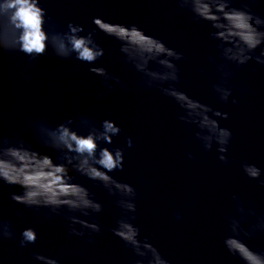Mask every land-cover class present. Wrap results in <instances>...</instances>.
I'll return each mask as SVG.
<instances>
[{
  "label": "water",
  "instance_id": "obj_1",
  "mask_svg": "<svg viewBox=\"0 0 264 264\" xmlns=\"http://www.w3.org/2000/svg\"><path fill=\"white\" fill-rule=\"evenodd\" d=\"M45 3L53 21L61 27L73 20L90 29L91 17L102 15L137 24L182 51L187 59L178 62L182 77L179 87L229 113V119L220 120V124L233 132L227 155L230 159L235 157V163L221 164L216 159L215 145L204 152L192 132L176 119V106L155 89L139 88L137 75L119 58L118 46L102 33H97V39L106 52L98 64L119 76L126 89L117 86L107 93L99 78L88 71V65L60 60L50 52L37 60H29L22 53H0V133H18L34 149L55 159V153L33 136L28 128L30 121L46 119L54 126L68 116L81 115L96 121L115 120L123 129L116 142L123 144L124 137L129 135L134 140L133 147L127 150L123 171L113 175L133 184L140 193L136 223L141 235H148L171 264H239L221 244L223 213L232 204L233 192L264 209V188L249 181L239 168L240 161L264 168V68H258L253 61L241 68L232 83L235 86L243 80L251 91L237 94L234 90L238 103L231 104L230 97L229 103L222 105L209 86L216 79L206 60L207 55L215 54L208 37L210 29L204 22L194 23L187 12L175 10L174 0H45ZM254 10L264 15V0ZM201 66L207 68V77L200 73ZM253 67H257L255 73L250 71ZM185 152L193 153L196 159L189 160ZM76 181L88 186L105 203V211L99 217L105 231L96 237V245L91 247L75 237L66 238L60 217L34 222L36 218L30 209L8 198L9 193L19 192L20 188L0 184V216L10 220L17 233L31 225L39 234L37 243L27 248H19L15 241L0 244V264H33L31 251L50 256L63 251L61 264H132L134 257L130 250L106 230L115 213L111 201L84 177L77 176ZM176 211L181 213L179 221L174 217ZM248 243L254 249L264 250V233H257ZM72 250H82V254L69 255Z\"/></svg>",
  "mask_w": 264,
  "mask_h": 264
},
{
  "label": "clouds",
  "instance_id": "obj_2",
  "mask_svg": "<svg viewBox=\"0 0 264 264\" xmlns=\"http://www.w3.org/2000/svg\"><path fill=\"white\" fill-rule=\"evenodd\" d=\"M260 2L174 0L175 10L187 12L194 23L204 22L210 29L208 37L215 54L207 55L206 60L216 79L209 86L222 105L228 104L230 97L231 104L238 103L234 90L237 94L251 91L243 80L235 86L232 83L241 68L248 66L249 61L264 68V15L254 10ZM90 23V29L73 20L59 26L49 14L45 0H0V53H22L29 60H37L50 52L60 60L88 65V71L99 78L107 93L117 86L126 89L119 76L98 64L106 52L97 39V33H102L118 46L119 58L137 75L139 88L155 89L176 106V119L192 132L204 152L211 151L215 145L216 159L221 164L235 163V157L230 159L227 155L233 132L220 124V120L229 119V113L194 98L179 87L182 77L178 62L187 59L182 51L134 23L102 15L92 16ZM257 67L250 71L255 73ZM199 71L207 77L205 66ZM28 128L44 148L55 153V159L34 149L18 133H0V184L20 188L19 192L9 193L12 202L30 209L36 218L34 222L62 218L66 238L75 237L94 247L96 237L105 231L99 220L105 203L88 186L76 181L77 176L84 177L111 201L115 213L106 230L130 250L134 257L132 264H171L148 235H141L136 223L140 198L137 188L113 175L123 171L127 150L134 145L130 135L124 137L123 144L116 142L123 131L119 123L110 118L96 121L81 115L68 116L54 126L46 119H34ZM185 156L196 159L191 152H185ZM239 168L249 181L264 188V168L248 161H240ZM230 200V208L223 213V248L239 264H264V250L254 249L248 243L257 233H264V209L235 192ZM20 214L17 209V215ZM174 217L179 221L181 213L176 211ZM38 239L36 227L29 225L17 233L13 223L0 216V244L15 241L19 248H27ZM68 254H82V250ZM64 255L63 251L57 256L30 252L33 264H61Z\"/></svg>",
  "mask_w": 264,
  "mask_h": 264
}]
</instances>
